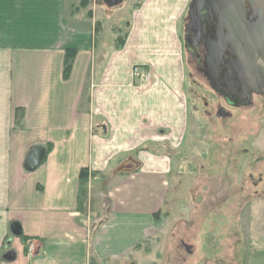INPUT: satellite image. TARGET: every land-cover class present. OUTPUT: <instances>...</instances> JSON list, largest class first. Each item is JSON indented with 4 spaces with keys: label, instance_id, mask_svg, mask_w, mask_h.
<instances>
[{
    "label": "crops",
    "instance_id": "1",
    "mask_svg": "<svg viewBox=\"0 0 264 264\" xmlns=\"http://www.w3.org/2000/svg\"><path fill=\"white\" fill-rule=\"evenodd\" d=\"M189 2L138 0L123 36L105 39L96 0H0V264H147L150 241L165 243ZM35 146L45 154L28 171Z\"/></svg>",
    "mask_w": 264,
    "mask_h": 264
},
{
    "label": "rangeland",
    "instance_id": "2",
    "mask_svg": "<svg viewBox=\"0 0 264 264\" xmlns=\"http://www.w3.org/2000/svg\"><path fill=\"white\" fill-rule=\"evenodd\" d=\"M88 1L82 0L84 7ZM137 1L107 7L96 0L104 9L105 39L123 36ZM191 2L176 26L186 123L178 148L163 149L171 153L177 193L167 213L172 226L165 243L150 241L146 263L264 264V96L233 106L211 87L185 47Z\"/></svg>",
    "mask_w": 264,
    "mask_h": 264
},
{
    "label": "water",
    "instance_id": "3",
    "mask_svg": "<svg viewBox=\"0 0 264 264\" xmlns=\"http://www.w3.org/2000/svg\"><path fill=\"white\" fill-rule=\"evenodd\" d=\"M105 1L114 5L121 0ZM204 2L207 7H200ZM246 7L257 16L256 21L246 19ZM188 16L184 36L187 49L189 27L208 26L211 31L197 34L193 41L206 47L204 75L211 87L233 106L248 105L252 93L264 94V0H192ZM225 53L228 58L224 57ZM44 154L43 147H33L24 168L34 170ZM11 231L20 235L19 224L12 223ZM4 257L12 259L14 251L9 250Z\"/></svg>",
    "mask_w": 264,
    "mask_h": 264
},
{
    "label": "flooded vegetation",
    "instance_id": "4",
    "mask_svg": "<svg viewBox=\"0 0 264 264\" xmlns=\"http://www.w3.org/2000/svg\"><path fill=\"white\" fill-rule=\"evenodd\" d=\"M207 2V1H205ZM203 3L202 5H199L200 7H207L208 4ZM247 3V2H246ZM198 6V4H197ZM246 19L250 20V21H256L257 16L254 15V13L251 11L250 8L246 7ZM188 22V19L186 20ZM187 27H188V23H187ZM188 33H187V38L189 41V51L191 56L195 59L196 61V65L200 68L203 69V72L205 71V61H206V55H207V50L206 47L204 46V44H202L201 42L197 43L196 45L193 43L195 37L197 34H201L206 33L209 34L210 28L208 26H206L205 28H201L200 26H198L197 28H188ZM225 58H228V54L225 53L224 54ZM221 95V94H220ZM252 95H256V96H264V94H257V93H252ZM221 97L224 98L223 95H221ZM225 99V98H224ZM226 100V99H225ZM227 102V101H226Z\"/></svg>",
    "mask_w": 264,
    "mask_h": 264
},
{
    "label": "trees",
    "instance_id": "5",
    "mask_svg": "<svg viewBox=\"0 0 264 264\" xmlns=\"http://www.w3.org/2000/svg\"><path fill=\"white\" fill-rule=\"evenodd\" d=\"M74 50H67L66 56L64 59V67H63V76L67 77L70 73L72 58H73ZM86 173V169H82L80 172V177H83Z\"/></svg>",
    "mask_w": 264,
    "mask_h": 264
},
{
    "label": "built area",
    "instance_id": "6",
    "mask_svg": "<svg viewBox=\"0 0 264 264\" xmlns=\"http://www.w3.org/2000/svg\"><path fill=\"white\" fill-rule=\"evenodd\" d=\"M133 75L134 77L138 78L139 81H146L148 80L150 73L145 67L135 66L133 68Z\"/></svg>",
    "mask_w": 264,
    "mask_h": 264
}]
</instances>
